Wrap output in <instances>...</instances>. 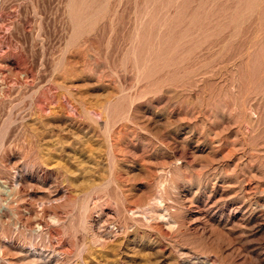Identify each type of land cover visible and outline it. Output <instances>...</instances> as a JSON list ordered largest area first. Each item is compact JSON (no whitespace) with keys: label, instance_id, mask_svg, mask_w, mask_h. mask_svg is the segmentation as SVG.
<instances>
[{"label":"rangeland","instance_id":"374dc122","mask_svg":"<svg viewBox=\"0 0 264 264\" xmlns=\"http://www.w3.org/2000/svg\"><path fill=\"white\" fill-rule=\"evenodd\" d=\"M0 264H264V0H0Z\"/></svg>","mask_w":264,"mask_h":264}]
</instances>
